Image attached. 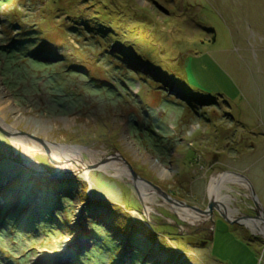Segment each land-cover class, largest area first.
Segmentation results:
<instances>
[{"label":"rangeland","instance_id":"obj_1","mask_svg":"<svg viewBox=\"0 0 264 264\" xmlns=\"http://www.w3.org/2000/svg\"><path fill=\"white\" fill-rule=\"evenodd\" d=\"M0 118V264H264V0H0ZM223 173L246 226L153 187L206 210Z\"/></svg>","mask_w":264,"mask_h":264},{"label":"bare ground","instance_id":"obj_2","mask_svg":"<svg viewBox=\"0 0 264 264\" xmlns=\"http://www.w3.org/2000/svg\"><path fill=\"white\" fill-rule=\"evenodd\" d=\"M0 126L3 129H5L6 131H8L10 133V135L16 134L15 129L12 128L9 125H6L5 122H3V120L1 118H0ZM20 138H21V143H22V147H23V148L21 147L20 150H21V156H22L23 161H24V165L27 166V167L34 168L39 173L40 172L42 173L44 171L39 168L38 164L36 163L34 158L31 156V154H32L31 152H33L34 150L36 151L37 149H40V148L44 147V148H46L49 151V153H50L49 155L57 160L58 164H60L59 163V158L61 157L62 153L66 155V158H67V155H68L69 159L76 161L74 163H71V168L70 169H65L64 166L61 165L60 167L62 168L63 173L70 174V175L80 174L82 176H87L88 175V171L92 170V169H96L94 167L97 166V167L102 168L105 173H113L112 175H114V177H117L119 179H121L122 176H124V175L126 176V170L124 169V167L122 165L116 166V165L110 164L109 163L110 160L108 162L104 163L103 160H101V159L93 158L92 153L89 152V151H85V152L88 153L89 160L84 162L80 158V156H78V153H74L73 152V154H74L73 156L74 157H72V155H70L69 150L66 149V148H59V149L57 148L56 149L55 147H52L51 145H45V146L43 145V146H41V145H39L38 143H36L32 139H25L24 137H20ZM41 143H44V141H41ZM14 147H16V146L14 145ZM223 174H221V175H219L217 177H212L211 178L210 183L208 185L207 193H208V197H209L210 201H212L217 206L219 212L223 216H225V217H227L228 219L231 220L233 218L228 216L226 213L230 214L233 210H227V208L224 206V203H228L229 200H230V196H228L227 193L232 191L227 185L232 183V184H236V185L244 188L245 184H246L247 190L250 191V189H249L248 183L244 179H242L240 176H238L237 174H234V173H226L224 175ZM227 174H230L231 176H227ZM138 182H140V181H138ZM140 183H142V182H140ZM222 190H225L227 193H225V194L222 193ZM142 196H144L143 191H142ZM166 206H169L172 209H174L175 211H177L176 212L177 215L180 218H182L183 220L187 221L188 223L196 224L198 222H202V221H204L207 218L206 215H208L209 218H211V215L208 214V213L201 214L198 211L190 209V208H188L186 206H182V207L191 210L192 212H194V214H191L186 209L180 208L181 205L178 206V205H175V204H169V205L166 204ZM146 209H147V207H146ZM147 211H150V209H148ZM261 216H262L261 224L263 223L262 226L260 225L262 227L261 234L263 235V238H264V217H263L262 214H261ZM244 222L245 221L243 220V223ZM246 224L248 226L252 227V228H255V226H256V224H253V223L251 225V222H249V221H247ZM257 230H259V229L257 228Z\"/></svg>","mask_w":264,"mask_h":264},{"label":"water","instance_id":"obj_3","mask_svg":"<svg viewBox=\"0 0 264 264\" xmlns=\"http://www.w3.org/2000/svg\"><path fill=\"white\" fill-rule=\"evenodd\" d=\"M1 132H2V131H1ZM123 163L126 165L127 169L129 170V172H130V174L132 175L133 178H135V179H140V178L136 175V173L132 170L130 164H128V162H126V160L123 159ZM234 174H237V173H234ZM237 175L240 176L242 179H244V180L248 183V186H249V188H250V193H251V199H252L253 202H254V206H256V208H258L257 198L255 197V195H254V193H253V191H252V188H251L249 182H248L244 177H242L240 174H237ZM140 180L143 181L144 183H147V184L151 185L148 181H145V180H142V179H140ZM153 187H154L157 191H159L160 194H161L166 200H168V201L174 203L175 205L186 206V204H185L184 202L174 200V199L170 198L168 195L162 193V192H161L156 186H153ZM187 207H188V206H187ZM191 208H193V210L198 211V212L201 213V214L208 213V214H210V215H212V210L215 209V210H216V211H217V212H218V213L224 218V220H225L226 222H228L229 224L244 225L243 220L252 218V217H248V216L242 215L241 217H236V218H233V219L230 220V219H228L227 217L223 216V215L219 212L217 206H216L212 201H210V200L207 202L206 210H200V209H197V208H195V207H191ZM244 226H246V225H244Z\"/></svg>","mask_w":264,"mask_h":264},{"label":"trees","instance_id":"obj_4","mask_svg":"<svg viewBox=\"0 0 264 264\" xmlns=\"http://www.w3.org/2000/svg\"><path fill=\"white\" fill-rule=\"evenodd\" d=\"M109 89H111V88H109ZM110 91V90H109ZM152 135H154V134H152ZM151 136V135H150ZM152 137V136H151ZM122 215H124L125 216V218L127 219V220H129V217L127 216V214H122ZM126 219H125V221H126ZM130 221V220H129ZM118 229L119 230H122V228H121V225L120 226H118Z\"/></svg>","mask_w":264,"mask_h":264}]
</instances>
